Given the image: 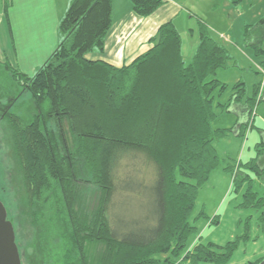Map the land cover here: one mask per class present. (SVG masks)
<instances>
[{
	"label": "trees",
	"instance_id": "1",
	"mask_svg": "<svg viewBox=\"0 0 264 264\" xmlns=\"http://www.w3.org/2000/svg\"><path fill=\"white\" fill-rule=\"evenodd\" d=\"M131 2L136 14L148 17L165 0ZM113 24V0H71L58 27L60 42L33 76L0 62V71L36 105L29 123L10 110L3 116L15 174L26 193L25 213L35 225L51 214L62 240L58 264H229L239 240L197 241L189 250L187 244L204 216L202 211L192 218L199 192L224 162L216 142L231 129L213 125L215 90L225 87L216 74L233 58L200 20V42L189 62L173 21L161 25L152 48L130 64L88 59L104 51ZM244 85L235 87L225 110L245 98ZM257 103L247 100L250 116L239 136L252 127ZM256 152L238 163L244 170L234 180L237 188L250 182L243 208H264L249 173L264 177V142ZM88 185L100 191L93 209L81 207ZM129 201H139L141 208L129 209ZM261 219L264 223V213ZM100 243L105 248L96 253L93 247Z\"/></svg>",
	"mask_w": 264,
	"mask_h": 264
},
{
	"label": "rangeland",
	"instance_id": "2",
	"mask_svg": "<svg viewBox=\"0 0 264 264\" xmlns=\"http://www.w3.org/2000/svg\"><path fill=\"white\" fill-rule=\"evenodd\" d=\"M178 1L185 6L178 20V30L182 35L186 61H191L197 50L195 41L200 42V20L209 26L212 36L229 50L233 58L229 68L219 69L216 74V78L225 87L215 90L218 117L213 125L215 128L231 129L225 138L216 142V148L224 162L211 173L209 181L199 192L192 218L202 211L204 216L196 222L198 230L190 236L187 250L194 245V241L225 245L229 241L239 240L238 248L229 264H248L264 257V223L261 219L264 208H243L241 204L244 201V191L249 188L250 182L237 188L234 180L237 173L239 174L238 163L245 164L254 158L257 144L264 142V135L261 134V129L264 130V91L256 95V86H261L264 80V63L260 61L264 60V52L248 47L244 35L246 25L264 20V0H255V3L250 0ZM116 2L117 5L123 4L122 0ZM2 6L3 0H0V8ZM223 35L231 42L225 41ZM259 49L264 51V45ZM0 78V201L7 207L9 216L14 221L22 264H58L62 240H59V232L54 230V225L49 221L51 214L42 217L35 225L32 217L25 213L26 193L22 180L15 174L16 162L9 142L7 122L3 118L11 105L10 111L20 115L26 123L31 122L36 112L35 101L8 72L1 70ZM240 82H244L246 88L244 103L253 98L258 102L251 116L252 127L246 130L244 137L236 136V117L222 106L231 100L234 89ZM228 166L232 167V171L226 170ZM239 170H244V167L241 166ZM249 173L251 188L264 197V177L252 171ZM145 182L148 184L149 180ZM82 194L81 207L88 206L93 209L100 197V191L95 186L88 185L83 188ZM137 203L135 201L131 204L129 201L126 207L134 209L137 205L141 208ZM142 208L144 211L146 207ZM123 210L124 207H121L119 211ZM215 218L217 222L213 223ZM104 248L100 243L93 250L100 253Z\"/></svg>",
	"mask_w": 264,
	"mask_h": 264
},
{
	"label": "crops",
	"instance_id": "3",
	"mask_svg": "<svg viewBox=\"0 0 264 264\" xmlns=\"http://www.w3.org/2000/svg\"><path fill=\"white\" fill-rule=\"evenodd\" d=\"M122 1L121 6L113 0L114 24L106 39L104 51L90 53L87 55L88 59L102 60L116 67L132 63L152 48L150 40L161 25L173 21L179 28L178 20L185 8L178 0H165L151 16L143 17L133 11L131 0ZM250 1L255 3V0ZM70 2L71 0H3L0 8V62L8 61L22 73L33 76L57 48L60 42L58 27ZM258 15L260 18V14ZM244 35L248 47L264 52L259 49L264 45V20L246 25ZM224 40L231 42L228 37ZM195 44L199 45L196 41ZM184 60L186 61L185 57ZM260 61L264 63V60ZM229 101L230 99L227 103ZM248 109L244 99L241 102L233 101L228 108L229 113L236 117V136L240 134L239 126L245 125L249 119ZM261 134L264 135V131Z\"/></svg>",
	"mask_w": 264,
	"mask_h": 264
},
{
	"label": "water",
	"instance_id": "4",
	"mask_svg": "<svg viewBox=\"0 0 264 264\" xmlns=\"http://www.w3.org/2000/svg\"><path fill=\"white\" fill-rule=\"evenodd\" d=\"M0 264H22L13 223L7 209L0 201ZM264 264V261L261 263Z\"/></svg>",
	"mask_w": 264,
	"mask_h": 264
},
{
	"label": "built area",
	"instance_id": "5",
	"mask_svg": "<svg viewBox=\"0 0 264 264\" xmlns=\"http://www.w3.org/2000/svg\"><path fill=\"white\" fill-rule=\"evenodd\" d=\"M224 39H227V37L223 36ZM264 74V71L262 72V76ZM264 91V80L262 81V85L260 86V93Z\"/></svg>",
	"mask_w": 264,
	"mask_h": 264
},
{
	"label": "flooded vegetation",
	"instance_id": "6",
	"mask_svg": "<svg viewBox=\"0 0 264 264\" xmlns=\"http://www.w3.org/2000/svg\"><path fill=\"white\" fill-rule=\"evenodd\" d=\"M10 106H11V105H10ZM10 106L7 108V111H9V110H10ZM7 111H6V112H7ZM6 112H5V113H6ZM3 116H4V114H3Z\"/></svg>",
	"mask_w": 264,
	"mask_h": 264
}]
</instances>
